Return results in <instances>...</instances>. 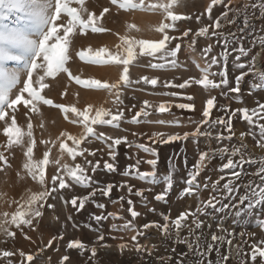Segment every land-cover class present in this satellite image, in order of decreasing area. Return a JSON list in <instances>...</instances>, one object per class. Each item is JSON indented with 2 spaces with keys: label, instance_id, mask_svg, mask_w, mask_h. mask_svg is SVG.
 <instances>
[{
  "label": "rangeland",
  "instance_id": "obj_1",
  "mask_svg": "<svg viewBox=\"0 0 264 264\" xmlns=\"http://www.w3.org/2000/svg\"><path fill=\"white\" fill-rule=\"evenodd\" d=\"M237 1V3H236ZM155 0H145V3H152ZM257 0H223V4L215 5L212 9V20H209L206 12L207 5L210 0H184L183 3L177 5L173 10L178 15L189 16L190 19L176 22L178 31L168 30L169 35L181 37L183 31L191 29L188 37L172 42L181 44V50L178 53V65L175 68L168 66L163 70L152 69L148 67V63L152 58L137 56V59L129 64V79L132 81L140 80L141 77H159L161 84L156 88L151 85L141 83H133L127 88L121 85L120 89H113L111 92L103 89L87 88L78 84L75 78L88 82L91 80H99L113 84L119 81L123 71L122 65L113 64H93L88 62L94 57L95 51L101 47L106 48L113 54L123 53V41L120 37L127 36L135 39L158 40L161 34L155 29L164 21L163 15L159 11H126L119 9L116 5L111 4V0H85V7L88 12L99 16L100 13L108 8L109 11L104 14L98 21V26L107 29L105 32L93 33L88 29L85 33H80L76 30L74 35V44L70 48V60L67 67L71 72V77L67 73L59 74L55 79L49 78L47 83L48 88L44 89L42 95L47 99H51L53 104H62L65 106H75L80 110L91 105L94 110L98 107H103L113 113L120 109L125 112L124 120L121 121L120 129H113L111 126H94L97 131H103L106 135H111L113 138L127 136L129 143H121L116 148L115 166L117 171L108 172L104 169V163H112L109 156L107 145L100 141H93L91 144H85L90 151H95L94 156L85 154L87 160H91L93 164L99 161L100 166L95 173L92 172L91 166L87 167V174L92 177L94 183L90 188H82L77 186L74 191H65L64 195L67 199L72 196L83 197L88 195L93 188H103L111 183L113 187L109 197H104L99 192L86 203L85 208L77 212L71 204L65 205L63 201L54 197H50L48 204H53V208H48L47 204L43 209L42 217L33 221L35 230L24 228V234H21L15 226L9 228L15 232V237H6L0 233V253L3 251L12 252L10 257L0 255V264H61V258L65 255L69 256V260L64 264H195L200 258L188 249L187 243H175V229L173 236L167 237L160 230L151 228L143 230L142 225L152 221L163 223L161 214L170 216L174 220L181 212H195L197 204L200 201H206L211 193L210 185L220 180V185L233 179V172H241V178L234 180L236 185L247 184L250 179H256L251 175L257 165L245 163L235 169H225L223 172L220 168L223 163L227 162V156L222 160L219 155L211 160L205 161V167L201 170L197 177L201 184L199 191V199L194 193L192 196L185 195L180 197L179 193L186 184L189 171L193 170V166L199 159V154L202 151L215 150L219 147L240 146V133H247L249 125L246 121L239 118V113L232 120L233 132L231 141L224 140L218 143L215 139L217 134L224 136L229 135L223 125H216L214 128H209L208 125H201L204 119L202 116L206 100L215 97V107L211 111L210 119L218 118L227 119L231 111L247 107L249 109L257 108L260 104H264V89H257L254 83L258 82L257 78L252 74L244 77L240 82V91L231 92L230 89L236 87V77L241 72H247L248 67L240 69L238 63L249 65L257 51L260 48L259 37L264 36V18L261 17L259 10L253 11L250 7L251 3ZM249 5L247 10L249 24L244 26V5ZM227 5V8L224 7ZM72 6H77L73 4ZM78 7V6H77ZM237 9L241 11L237 13ZM227 11V18H221V28L214 29L209 27V35L205 37H196L195 32L204 26H209L218 17H221L223 12ZM201 19L197 21L196 17ZM235 19V23L229 24V20ZM11 22V21H10ZM169 22L170 21H164ZM134 25L135 27H129ZM244 28V31H240ZM221 33L219 36H212V31ZM234 34V35H233ZM228 38V56L225 59L221 53L226 49L224 47V38ZM195 39L196 43L193 49H189L187 45ZM211 46V51L204 55V49ZM243 46L246 49V55L241 56L240 61L236 60L239 55L238 49ZM264 47V46H263ZM89 49L91 51H89ZM84 51L85 59L81 60L77 55L78 52ZM138 52V49H137ZM159 55V54H158ZM215 56L218 60L216 65L210 67L211 73L217 75L210 76V79L219 82L222 77L220 72L227 73L228 85H221L220 88L205 90L199 85H192L186 89L165 88L163 82L172 81L176 84L190 77L199 78L201 76L200 68L207 67L212 57ZM107 59V55L104 57ZM152 62H163L155 61ZM11 66V65H10ZM199 66V67H197ZM176 92L177 96H164L158 93ZM157 93V94H154ZM193 96V100L186 99L187 96ZM119 97V98H118ZM120 100L123 103H120ZM149 101L152 105H158L160 102H168L172 105L169 113H155L153 108L146 109L152 113L149 117H141L139 124H131L130 121L136 111L143 106V101ZM180 103L194 104V110L180 109L175 105ZM133 105L136 107L133 108ZM38 112H29L27 116L23 115L24 109L20 108L18 116V126L27 131L29 122L32 124L33 137L36 141L34 147V159H42L45 151L49 152V164L46 166V177L50 179L55 173L58 165L53 161L61 159V163H84V157H78L75 162L65 153L61 157L59 152V142L65 140L61 136L62 132H68L71 135H79L82 132V126L72 124L73 114L68 113V118L65 119V114L58 108L49 105H39ZM128 109H132L128 111ZM146 119L157 120L163 119L167 122L164 125L145 123ZM175 122L179 126L171 123ZM264 123V120L261 121ZM43 125V127H41ZM197 125H201L200 130L210 131L212 139L205 136L192 137L187 140H176L171 143L154 142L149 137L153 133L165 134H180L195 130ZM3 122H0V145H6L7 139L3 135ZM255 130V129H253ZM135 133V135H134ZM258 138V137H257ZM45 141L47 143H42ZM71 146V142L67 141ZM110 142V141H109ZM243 143L248 145V150L245 152V158L252 155L253 158L264 156V150L255 148V141L251 136H245ZM137 144H145L156 150L157 157H153L148 153L137 148ZM27 145L13 146L11 149L0 147L8 158V164L0 162V213L15 211L17 204L14 201H21L22 197H27L28 190L38 191L39 185L28 177L23 169V164L26 158L23 152L26 151ZM158 159L156 171L158 178H162L169 174V170L174 174L173 187L167 193L165 201H156L155 196L164 190V183L161 181L155 185L146 181H141L134 176L125 177L122 175L125 168L129 165H135L136 160L140 159V171H151V166L145 161L148 159ZM234 160H239V156L233 157ZM62 171V170H61ZM127 183L133 187V193L130 194L127 188H121L122 183ZM204 183L209 184V188H203ZM137 190H143V196H136L134 193ZM245 188L239 187V191L235 194V200H225L224 203H236L239 195L244 194ZM123 196L124 200L119 198ZM133 201L135 210L140 213L133 221L134 227L137 230L144 232V235L137 236V240L131 238L137 235V231L125 230L123 228L126 221L131 220V216L127 209L129 205L127 200ZM93 201L95 203H93ZM113 201H116L113 203ZM245 202V205L246 206ZM96 204H104L103 209L96 207ZM241 206V207H244ZM154 209L155 211H150ZM236 209H226L224 213H215L212 217L198 215V217L189 216L184 222L188 227L180 229L181 238H187L189 241H194L195 237L189 235V228L195 229L192 223L194 218H199L204 221L202 229H195V234L199 235L201 231L206 240L201 241V249L204 251L203 260L207 264L211 260L213 264L221 260L224 255H229L228 261H221V264H238L236 256V247L239 246L242 250V259L246 264H252L250 259L251 245L260 239H264V229H262L258 220H264V205L257 206L253 210L252 216L242 215L241 218H235L233 213ZM211 211V209H209ZM113 213L123 219H113L108 216ZM93 215L108 216V219L102 220L97 224ZM71 217V219H69ZM10 219V216H9ZM235 220V223L233 222ZM116 225V230H113L112 225ZM211 225L209 228L208 226ZM220 229H224L223 232ZM103 233L105 239L98 241V236ZM215 233L218 236H223L222 242L211 241V235ZM231 233V235H229ZM241 233L244 235L242 236ZM25 236L29 238H25ZM63 236V239L60 237ZM55 237V239H53ZM80 239L85 243L86 248L81 252L78 249H67V243L70 240ZM52 241L49 246V241ZM231 240V244L228 241ZM121 243L127 244L128 247L120 249ZM142 246V251H137L136 244ZM207 243H213V250L209 253L206 251ZM106 245V246H102ZM95 246L97 253L95 257H91L90 248ZM174 249V251H173ZM216 249H219L217 251ZM25 253L24 257L20 256V252ZM33 255V260L28 261L27 255ZM171 257V259H169ZM259 260V258H258Z\"/></svg>",
  "mask_w": 264,
  "mask_h": 264
},
{
  "label": "snow or ice",
  "instance_id": "obj_2",
  "mask_svg": "<svg viewBox=\"0 0 264 264\" xmlns=\"http://www.w3.org/2000/svg\"><path fill=\"white\" fill-rule=\"evenodd\" d=\"M183 2L184 0H155V2L146 4L145 0H111L112 5H116L119 9H124L126 11H159L163 15L164 21H170V23L162 21L155 29L161 34V38L158 40L135 39L127 36L120 37L123 41V46H125L121 54H113L103 47L95 51L94 57L90 58L88 62L93 64L123 66V71L118 82L113 84L101 82L99 80L85 82L79 80V78H75L76 82L87 88L103 89L109 92L113 89H120L121 85L127 88L131 84H139L141 81L144 85H151L153 88H156L158 84H161V79L159 77L149 78L145 76L141 77L140 80L132 81L128 76V66L137 59V56H140L152 58L147 65L152 69L163 70L168 66L172 68L177 67L178 53L181 50V44L176 43L174 46L170 45H172L173 41L188 37L191 29L183 31L181 37L169 35L168 30L178 31L176 22L191 18L189 16L178 15L173 10L177 5ZM73 4L78 7L72 6ZM220 4H223V0H210L206 8L208 14L207 18L209 20H212L211 13L213 7ZM224 7L227 8V5H224ZM250 7L253 11L259 10L261 17L264 18V0H257V2L251 3ZM248 8L249 5H244L245 15L243 23L245 27L249 24L247 14ZM108 11L109 9L105 8L99 16H96L94 13L88 12L85 7V0H0V122L4 124L3 135L7 139L6 145H0V147L11 149L13 146L23 147L26 144V151L23 152L26 161L23 164V169L26 175L40 187L38 191H31V189H29L26 198L22 197L21 201H14L17 207L11 214L8 212L0 213V233H3L6 237H15V232L9 230L13 225L21 234H24V228L35 230L33 221L42 217L45 204H47L48 208L54 207L53 204L47 203L50 197L55 196L63 201L65 205L71 204V206L79 212L85 208L86 203L96 196L97 192L104 197H109L113 187H115V185L109 183L103 188H93L86 196L79 197L74 195L71 199H67L64 195L65 191H74L77 186L90 188L94 183L92 177L87 174L86 166H91L92 172L95 173L100 163L96 161L95 164H93L91 160H87L85 156L86 153L89 156H94L96 153L95 151H90L87 146H82L86 143L91 144L93 141H100L102 144L107 145L109 150L108 154L113 162H105L103 167L108 172L117 171L115 166V150L121 143H129L131 146L127 136L113 138L111 135H106L103 131L98 132L94 126H111L113 129H120L121 121L124 120L125 116L124 110L120 109L113 113L103 107H98L94 110V114H92L93 109L91 105L80 110L75 106L53 104L51 99H47L45 95H42L44 89L49 87L47 83L49 78L55 79L61 73H67L68 76L72 78L71 72L66 65L71 58L70 48L74 44L73 37L76 34V30L78 29L80 33H85L88 29L93 33L107 31L104 27L98 26V21ZM236 11L239 13L241 10L237 9ZM227 15L228 12L225 11L221 14V17H218L211 25L200 27L195 32V36H208L209 27L220 29V19L227 18ZM196 19L199 21L201 17L197 16ZM228 23H235V19L229 20ZM129 27L135 26L130 25ZM240 31H244V28H241ZM262 31H264V29H262ZM211 35L219 36L221 33L214 30ZM258 42L260 45L264 46V36L259 37ZM195 43L196 41L193 39L187 47L193 49ZM228 46V38L225 37L224 47L226 50L221 53L225 59L228 56ZM211 50V46L206 47L203 50L204 55H207ZM89 51L91 50L89 49ZM235 51L239 53V55L236 56L237 61H240L241 56L247 54L243 46L235 49ZM77 55L81 60L85 59L84 51L78 52ZM105 55H107V59L104 58ZM153 60L163 62H152ZM217 63V58L213 56L207 67L199 69L201 72L199 78L190 77L178 84L172 81H165L163 82V87L186 89L192 85H199L205 90H211L220 88L221 85L226 86L228 85L226 72L222 71L218 73L222 77L219 82L209 78L210 76L217 75L209 71L210 67ZM255 63L256 60L253 58L249 65L244 63L237 64V67L240 69L248 67V71H242L241 74L236 77V87L231 88V92H239L241 80L249 74L257 78L258 82L254 83V87L257 89H264V70L257 69ZM158 94L171 97L178 95L176 92H162ZM186 99L193 100V96L189 95ZM120 103L122 104L123 101L120 100ZM41 104L60 109L65 114V119L68 118V113H72L74 118L71 119L70 122L74 125L79 124L82 126V132L79 135H71L68 132H62L61 136L66 139L61 140L58 147L61 157L66 153L73 162H75L78 157H84V163H74V165H70L68 163H61V159H56L53 163L59 167H57L50 179L46 177V166L49 164V152L51 149L44 152L42 159H34L36 141L33 137V126L31 122H29L27 131H25L24 128L18 126L17 123L18 116L20 115V108L25 110L23 115L27 116L29 112H38V106ZM175 106L180 109L194 110V104L192 103H180ZM135 107L136 106L133 105V108ZM171 107L172 105L168 102H160L158 105H152L149 101L145 100L143 101V106H141L139 110L134 113L131 120L127 122L139 124L141 122V117L147 118L152 114L146 110L148 108H153L155 113H169ZM214 107L215 97L207 99L202 112L204 119L201 121V125H208L209 128H214L216 125L224 126L229 135L224 136L222 134H217L215 139L218 143L224 140L231 141L232 136L235 134L233 132L232 120L238 113L239 118L248 123L249 131L247 133H240L239 139L241 144L238 147L232 146L230 149L228 146H223L215 150L200 152L199 159L193 166V170L189 171L187 174V179L184 181L186 187L179 193L180 197L183 198L185 195L192 196L195 193L197 199H199L201 184L198 182L197 177L205 167L206 159L211 160L217 155H219L222 160L225 156L228 157L227 162L223 163L220 168L221 172L225 169H235L245 163L257 165L256 170L251 173V175L258 178V182L256 179H250L247 184L236 185L234 180H239L241 178V172H233V179H229L221 186L220 180L224 179V177L221 176L220 180L210 185L211 193H219V195L210 194L206 201H200L197 204L195 212H181L177 218L171 220V226L170 216L166 214H161L163 219L162 224L157 221H152L142 225L143 230L155 228L169 238L173 236V229H175L174 242L187 243L188 249L200 258L195 264H205L203 260L204 251L201 249V241L206 240V238L203 236L202 231L199 235L195 234V229L203 228L204 221L199 218H194L192 220L195 229L189 228V235L195 237L194 241H189L187 238L182 239L180 236V229L182 227H188L184 222L189 216L198 217V215H202L205 217H212L215 213H224L226 209L233 208L236 209L233 213L234 217L241 218L242 215L252 216L254 214L253 210L257 206L264 205V156L253 158L252 155L249 154L246 159L245 152L248 150V145L243 143L245 136H251L255 141L254 147L264 150V123H261V121L264 120V104H260L257 108L253 109L242 107L231 111L227 119L218 118L212 120L210 116ZM131 110L132 109H128V111ZM145 123L164 125L170 122L163 119H146ZM171 123L175 124V122ZM201 125H197L195 130L191 133L186 132L180 135L157 132L153 133L149 139L159 143L187 140L189 136L197 138L205 136L212 139L213 137L210 131L202 132L200 130ZM175 126L179 125L175 124ZM41 127H43V125H41ZM67 141L71 142V146ZM42 143L47 142L42 141ZM136 147L153 157L158 156L155 149L145 144H137ZM237 156H239L238 161L233 159V157ZM0 162L8 164V158L3 151H0ZM145 162L151 166V171H140L139 165L141 160L137 159L135 165L127 166L122 175L125 177L134 176L141 181H146L153 185L162 181L165 185L164 190L155 196V200L165 201L167 193L173 187V172L170 169L168 175L158 178L156 171L158 159H148ZM120 187H126L128 193H133V187L129 186L126 182L122 183ZM239 187H244L245 192L239 195L238 201L236 203H224L223 201L225 200L231 201L236 199L235 194L239 191ZM203 188H209V184L204 183ZM134 194L136 196H143V190H137ZM119 200L123 201L124 197L121 196ZM115 202L116 201H113V203ZM245 202H247L246 206H244ZM93 203L95 202L93 201ZM127 204L129 205L127 211L132 219L126 221L123 228L125 230L137 231V235L131 238L133 241H136L137 236L144 235V232L137 230L133 224V221L140 213L135 210L131 199L127 200ZM96 207L103 209L105 205L96 204ZM209 209H211V211H209ZM150 211L155 210L150 209ZM108 216H111L114 220L123 219V217H118L113 213H109ZM108 216L93 215L92 219H94L97 224H100L102 220L108 219ZM69 219H71V217H69ZM233 222L235 223V220ZM258 224L264 229V220H258ZM208 227L210 228L211 225ZM112 228L116 230V225L113 224ZM220 231L223 232L224 229H220ZM229 235H231V233H229ZM241 235L243 236L244 234L241 233ZM25 238L27 239L29 237L25 236ZM53 239H55V237ZM60 239H63V236H61ZM104 239L105 237L103 233H101L98 236V241H103ZM223 240V236H218L215 233L211 235V241L213 242H222ZM48 243L50 246L52 241L50 240ZM228 243L231 244V240H229ZM66 247L67 249H78L83 252L86 245L80 239H74L70 240ZM119 247L123 250L128 247V245L121 243ZM135 248L138 252L143 250L142 246L138 243L135 245ZM212 250L213 243H207L206 251L210 253ZM216 250L219 251V249ZM90 253L91 257L94 258L97 253V248L95 246L91 247ZM242 253L243 250L237 246L236 256L238 264H246V261L241 258ZM230 254L231 253H229V255ZM0 255L3 257H10L13 253L3 251ZM229 255L222 256L221 260L217 261L216 264H221V261H228ZM20 256L24 257L25 253L21 251ZM26 258L28 261H32L34 257L29 254ZM169 259H171V257H169ZM250 259L252 264H264V239H260L251 245ZM68 260L69 256L65 255L61 258V264H64V262ZM9 264H11V261H9ZM180 264H183V261H181ZM207 264H213V262L208 260Z\"/></svg>",
  "mask_w": 264,
  "mask_h": 264
},
{
  "label": "built area",
  "instance_id": "obj_3",
  "mask_svg": "<svg viewBox=\"0 0 264 264\" xmlns=\"http://www.w3.org/2000/svg\"><path fill=\"white\" fill-rule=\"evenodd\" d=\"M253 58H255L256 60L255 67L257 69L264 70V47L263 46H260V48L257 49Z\"/></svg>",
  "mask_w": 264,
  "mask_h": 264
},
{
  "label": "bare ground",
  "instance_id": "obj_4",
  "mask_svg": "<svg viewBox=\"0 0 264 264\" xmlns=\"http://www.w3.org/2000/svg\"><path fill=\"white\" fill-rule=\"evenodd\" d=\"M236 3H237V1H236Z\"/></svg>",
  "mask_w": 264,
  "mask_h": 264
}]
</instances>
